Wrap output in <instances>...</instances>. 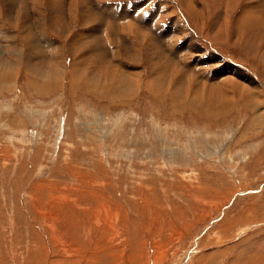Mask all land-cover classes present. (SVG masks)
Listing matches in <instances>:
<instances>
[{"label": "rangeland", "instance_id": "obj_1", "mask_svg": "<svg viewBox=\"0 0 264 264\" xmlns=\"http://www.w3.org/2000/svg\"><path fill=\"white\" fill-rule=\"evenodd\" d=\"M15 1L0 24L20 32L36 10ZM37 1L65 76L43 78L45 53L0 88V264H264V48L239 41L240 5L225 25L214 0H98L121 22ZM97 24L105 55L84 36Z\"/></svg>", "mask_w": 264, "mask_h": 264}, {"label": "bare ground", "instance_id": "obj_2", "mask_svg": "<svg viewBox=\"0 0 264 264\" xmlns=\"http://www.w3.org/2000/svg\"><path fill=\"white\" fill-rule=\"evenodd\" d=\"M5 1H7L9 4H12V5H14V9H16V8H18V6H23V5H21L20 3L18 4L15 0H5ZM55 2H59V0H54ZM63 1H65V0H63ZM85 1V0H84ZM83 0L81 1V3L82 4H84L85 2H84ZM89 1V0H88ZM93 1V3L95 4V5H93L92 4V6H93V9H94V7L96 8L95 10H97L96 11V13H98L99 15L97 16L98 18L100 17V16H102L103 18H105V21H109V20H116V21H127V20H130L131 18H130V15H129V13H123L122 15L120 14H118V12H116L113 8H111V7H109V8H107V9H105V7L104 6H102L101 5V1H100V3H99V1L98 0H92ZM33 3V5L31 6V8H34L35 10V12H33L32 13V15H29L28 17H26V15H24V13L23 14H21V13H12L11 14V11H8L7 12V15H10L9 17H11V20H13L14 22H15V24H14V27H17L18 25H19V23H18V20H19V18H18V15L20 16H22V15H24L23 16V18H24V21H23V23H22V25H21V28H20V32L18 31V30H16L15 28V30H9L7 27H6V25H1L0 24V40L1 39H4L3 40V46L7 49V50H9V51H11V54L13 55V54H15V56L14 57H16L15 59H13L11 62H7L6 60H5V58L4 59H2V57H0V88L1 87H3V89L5 88H12V86H15L16 85V82H13V80H11V76H14L13 74L11 75V76H9V78H10V80H9V82H6L8 79H6V77H7V73L8 72H10V73H15L17 70H19V69H23L24 71H26V72H31L32 71V67L34 66V64H35V66H34V68L36 67V66H38V65H40V62L38 61V60H41V57L42 56H44V54L45 53H47V54H49V53H54V57H52V59H50V60H52V63L51 64H48L45 68H42L40 71H42V73H44V75H43V78L44 77H46V76H50L51 74H52V76L53 77H55V78H57V80L55 81V84L57 85V82L61 79L62 80V78H64V76H65V68H66V65H65V62H64V58L61 56V50H60V48L59 47H57L48 37H47V33H46V26H47V22H45V18H44V16L43 15H40L41 13L40 12H42V5H41V3H39L38 1H37V3H34V0H30V3ZM74 2V1H73ZM79 2V0H76L75 1V3H73V5H72V7L74 8V9H76L77 8V6H78V3ZM90 2V1H89ZM185 2V1H184ZM1 3V2H0ZM191 3V2H190ZM12 5H11V7H12ZM62 5V8L61 9H59V10H55L53 13H52V15L55 17V18H57L58 17V15H60L61 13H63V9H64V6L65 5H67V1L64 3V4H61ZM88 5V4H87ZM86 6V5H85ZM108 6V5H107ZM187 6H190V5H188V4H186V7ZM89 7H90V5H89ZM20 9H21V7H19ZM23 8V7H22ZM14 9H12V10H14ZM58 9V8H57ZM16 10H18V9H16ZM71 11H73V10H71ZM71 11L69 12V16L71 15ZM126 11V10H125ZM37 12V13H36ZM121 12V11H120ZM136 12V11H135ZM1 13V12H0ZM28 14V13H27ZM131 14V13H130ZM12 15V16H11ZM88 17H90V18H93V19H97V18H94V15L91 13V11L89 10V13H88ZM117 15H119V17L117 16ZM116 16V17H115ZM88 19V18H87ZM133 19V18H132ZM135 19V18H134ZM54 20V19H53ZM52 20V21H53ZM89 20V19H88ZM102 20H104V19H102ZM136 20V19H135ZM8 21H9V19H8ZM85 21V20H84ZM141 21V20H140ZM139 21V22H140ZM1 22V21H0ZM89 22V21H88ZM87 22V23H88ZM95 22V21H94ZM102 22V21H101ZM113 22V21H112ZM112 22H110L111 24H112ZM131 22V21H130ZM133 22V21H132ZM82 23V22H81ZM83 23H85V22H83ZM137 23V22H136ZM144 23V22H143ZM149 23V22H148ZM94 24V23H93ZM109 24V23H108ZM138 24V23H137ZM124 25V24H123ZM135 25V24H134ZM13 26V25H12ZM104 26V25H103ZM103 26H101L100 24H97V26L96 27H94V28H92L93 30H92V32L91 33H89L88 31H86V32H84V33H86V35H84V33H83V35L85 36V39H86V37H92V39L95 37L96 39H95V41H93L94 42V48L97 50V51H102V54H103V52H104V54L103 55H105V54H107L108 53V50H107V48L105 49L104 47H103V45L105 44L104 43V41L103 42H99V40H98V38H97V36H98V33L99 34H101L100 33V30H102V27ZM106 26V25H105ZM109 26H111V25H109ZM113 26V25H112ZM118 26V25H117ZM127 26V25H126ZM141 26V25H140ZM157 26V25H156ZM156 26H154V27H156ZM139 27V26H138ZM138 27H135L136 29L138 28ZM158 27V26H157ZM156 27V28H157ZM176 27V26H175ZM175 27H173V28H175ZM110 29H114L113 27L111 28V27H109V30ZM116 29V31L115 32H113V34L114 33H120V31H121V29H122V26H119L118 28H115ZM139 29V28H138ZM177 29V28H176ZM175 29V30H176ZM178 29H180V28H178ZM91 30V29H90ZM107 30H108V27H107ZM111 31V30H110ZM132 31V30H131ZM122 32V31H121ZM134 32H136V31H134ZM137 32H138V30H137ZM112 33V32H111ZM125 33V32H124ZM106 34H107V32H106ZM131 34V33H130ZM116 35V34H115ZM108 36V35H107ZM83 37V36H82ZM102 37V36H101ZM138 37V36H137ZM84 38V37H83ZM122 39H123V41L125 40V37L123 38V37H121ZM99 39H101V38H99ZM111 39H112V37H111ZM82 40V39H81ZM84 40V39H83ZM94 40V39H93ZM108 40V39H107ZM102 41V40H101ZM111 41V40H110ZM26 42H29V44H26ZM151 42V41H150ZM7 43H9V44H7ZM83 43V42H82ZM109 43V42H108ZM4 44H7V45H4ZM85 44H86V42H85ZM132 44V43H131ZM26 45H27V47H26ZM87 45V44H86ZM90 45V44H89ZM152 45V44H151ZM79 46V45H78ZM88 46V45H87ZM91 46V45H90ZM106 46H107V44H106ZM82 47L83 46H81V49H82ZM108 47V46H107ZM80 48V47H79ZM84 49V48H83ZM4 50V49H3ZM133 50V49H132ZM173 50V49H172ZM9 51H6V52H9ZM83 51V50H82ZM95 51V50H94ZM182 51V50H181ZM181 51H179V52H181ZM73 52H74V50H73ZM176 52H178V50L176 51ZM183 52V51H182ZM88 53V52H87ZM90 53V52H89ZM88 53V54H89ZM92 53V52H91ZM99 53V52H98ZM98 53H95V54H98ZM109 53H110V49H109ZM9 54V53H8ZM7 54V55H8ZM80 54H82V53H80ZM84 54V53H83ZM100 54V53H99ZM101 54V55H102ZM86 55V54H85ZM92 56H93V54H91ZM100 55V56H101ZM182 55V54H181ZM78 56H80L79 54H78ZM35 58V60H33ZM187 58V57H186ZM186 58H184V59H186ZM86 59V58H85ZM181 59H182V57H181ZM10 60V59H9ZM8 60V61H9ZM33 60V61H32ZM77 60V59H76ZM76 60L74 61V62H76ZM183 60V59H182ZM86 61V60H85ZM177 61H179V60H177ZM185 61V60H184ZM88 62V61H87ZM179 62H181V61H179ZM187 62V61H186ZM83 63V62H82ZM168 63V62H167ZM169 64V63H168ZM177 64H178V62H177ZM189 64V63H188ZM81 65H84V64H81ZM112 65H114V64H112ZM196 65V64H195ZM49 66V67H48ZM155 66H158V65H156L155 64ZM184 66H186V65H184ZM192 66H194V65H192ZM5 68L6 69H8L7 71H6V76H5ZM78 68V67H77ZM76 68V69H77ZM83 68V67H82ZM196 68V67H195ZM75 70V69H74ZM176 70H178V69H176ZM175 70V71H176ZM184 70L186 71V69L184 68ZM77 71H79V70H77ZM196 71H197V69H196ZM82 72V71H81ZM188 72V71H187ZM191 74V73H190ZM10 75V74H9ZM76 75H78V74H76ZM113 75V74H112ZM131 75V74H130ZM188 75V74H187ZM82 76V75H81ZM186 76V75H185ZM198 76V75H197ZM77 77V76H76ZM76 77H75V74H74V79L72 80V82H71V84H70V87L71 86H75V84H76ZM84 77V76H83ZM131 77V76H130ZM130 77H126V79H125V77H124V75L123 74H121V77H120V79L118 80V81H116V82H118V83H121L120 85H127L126 84V82H127V80H129V78ZM133 78V77H132ZM87 79V78H86ZM115 79V78H114ZM158 79V78H157ZM113 80V79H112ZM77 81H79V80H77ZM80 81H82L81 79H80ZM115 81V80H114ZM154 81V80H153ZM152 81V82H153ZM106 82V81H105ZM115 82V83H116ZM151 82V83H152ZM200 82V81H199ZM227 82V80H224V81H222V84H225ZM85 83V82H84ZM91 83V82H90ZM103 83V82H102ZM133 82L130 80V84L131 85H133V84H135V83H133ZM150 83V84H151ZM154 83V82H153ZM27 84V83H26ZM80 84V83H79ZM92 84V83H91ZM180 84V83H179ZM202 84V83H201ZM204 84V83H203ZM81 86V85H80ZM153 86V85H152ZM151 86V87H152ZM31 86H30V83H29V88H30ZM73 87H71V88H73ZM76 87V86H75ZM79 87V86H78ZM149 87V86H148ZM180 87V86H179ZM37 88H41V85H38V87H36V89ZM131 88H133V86L131 87ZM153 88V87H152ZM178 88V87H177ZM33 89H35V88H33ZM149 89V88H148ZM73 90V89H72ZM153 90V89H152ZM254 90V89H253ZM35 93H37V92H35ZM178 94H180V96H181V92H177V89L175 88L174 89V91L172 92V97L173 98H175L176 99V97L178 96ZM164 96V95H163ZM252 96L254 97V98H256V96H257V94L256 93H254V94H252ZM171 98V97H170ZM188 99V98H187ZM199 99V98H198ZM252 99V98H251ZM179 100V99H178ZM255 100V99H254ZM181 104L183 103L182 102V100H181V102H180ZM192 103H194V102H192ZM194 105V104H193ZM99 248V247H98ZM97 249V248H96Z\"/></svg>", "mask_w": 264, "mask_h": 264}, {"label": "crops", "instance_id": "obj_3", "mask_svg": "<svg viewBox=\"0 0 264 264\" xmlns=\"http://www.w3.org/2000/svg\"><path fill=\"white\" fill-rule=\"evenodd\" d=\"M215 1L217 2V6H219L221 4V9H223V14L221 15V20L225 23V25H227V23H228L226 16L229 15L232 17L233 14H235V12L233 11L234 8L236 9L240 5V7L242 9L238 10L237 13L235 14V23L237 24L236 26L243 29L245 34H240L241 32L238 33L239 41L247 42V44L249 43L250 45H248V46H250L252 48H254L253 45L255 43L256 44L254 46L257 45L260 48L261 47L264 48V43H263V40H264V10H263V13H261L262 11H259L256 14L252 13L251 15H249V14L243 15L241 12V11H243V9L248 8L250 6L251 7H253V6L259 7V10H261L262 9L261 5H264V0H221V3H219L218 0H214L213 2H215ZM201 7L203 8V5H201ZM224 16L226 18H224ZM214 18L215 17L212 13L209 16L208 20L206 18H204V22H202L201 27H200V25L197 26L198 30H202L204 28L205 31L207 32L209 29V28H207V25H209L210 23H213ZM250 31H252L253 33H249ZM207 34H209V33H207ZM221 34H223V33H221ZM260 34H262V35H260ZM217 36L218 35L215 34V37H216L215 39L216 40L220 39ZM206 39L207 40H213V37L212 36L207 37V35H206ZM220 40L228 41L227 35H225V38H222ZM229 40L236 42L234 39L231 40L229 38ZM241 43L242 42H240V45L242 47ZM237 44H239V42ZM251 44H252V46H251Z\"/></svg>", "mask_w": 264, "mask_h": 264}, {"label": "water", "instance_id": "obj_4", "mask_svg": "<svg viewBox=\"0 0 264 264\" xmlns=\"http://www.w3.org/2000/svg\"><path fill=\"white\" fill-rule=\"evenodd\" d=\"M233 65V64H232ZM233 66H235V65H233ZM236 67V66H235Z\"/></svg>", "mask_w": 264, "mask_h": 264}]
</instances>
